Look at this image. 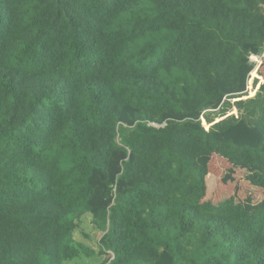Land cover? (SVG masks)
Returning <instances> with one entry per match:
<instances>
[{"label": "trees", "instance_id": "trees-1", "mask_svg": "<svg viewBox=\"0 0 264 264\" xmlns=\"http://www.w3.org/2000/svg\"><path fill=\"white\" fill-rule=\"evenodd\" d=\"M263 64L264 0H0V264H78L86 215L103 264H264V207L204 200L264 188Z\"/></svg>", "mask_w": 264, "mask_h": 264}, {"label": "rangeland", "instance_id": "rangeland-1", "mask_svg": "<svg viewBox=\"0 0 264 264\" xmlns=\"http://www.w3.org/2000/svg\"><path fill=\"white\" fill-rule=\"evenodd\" d=\"M250 64L253 65V69L250 73V78L247 83V93L246 96L242 97L241 100H246L249 98H253L257 92L258 83L253 86V80L257 79L256 74L254 73L256 65L260 61V56H250ZM258 73L260 75L264 74V64L261 65ZM238 101L234 100L231 103ZM240 113L237 112L236 109H230L225 116L234 115L238 116ZM224 117V116H223ZM216 118V116L211 113L209 114L210 119H214V123L219 122L223 119ZM207 128H209L213 123H206L202 120ZM231 137L240 138L244 137L246 139H250L253 141H258L257 136H255L252 132L247 130L243 126H239L235 128L234 131L231 132ZM208 163L210 161L206 160ZM200 164L203 167L206 166L205 159L200 160ZM224 176L223 173L220 175V178L217 179V193L220 194V197L217 198L216 193L212 195L205 196V201L210 202L212 205L217 204L223 200H231L235 204L242 205L247 211H255L264 207V188H256L251 186L249 179L255 178V173L258 171L256 168H244L242 166L237 167H229L228 164L224 163ZM224 194V195H223ZM223 195V196H222ZM222 196V197H221ZM101 234L96 232L93 229L91 224V218L89 216H84L77 224V227L73 233V238L76 242L83 244L88 250L91 252L90 255L82 254L78 264H103L109 259V255H100L98 248V241L100 239Z\"/></svg>", "mask_w": 264, "mask_h": 264}, {"label": "built area", "instance_id": "built-area-1", "mask_svg": "<svg viewBox=\"0 0 264 264\" xmlns=\"http://www.w3.org/2000/svg\"><path fill=\"white\" fill-rule=\"evenodd\" d=\"M108 255H109V259H107V260H108V262H110V261H112L114 259V257L112 255V253H110V252H108L107 256Z\"/></svg>", "mask_w": 264, "mask_h": 264}]
</instances>
